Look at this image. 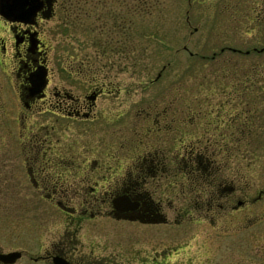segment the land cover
Instances as JSON below:
<instances>
[{
  "label": "rangeland",
  "instance_id": "1",
  "mask_svg": "<svg viewBox=\"0 0 264 264\" xmlns=\"http://www.w3.org/2000/svg\"><path fill=\"white\" fill-rule=\"evenodd\" d=\"M190 1L153 0L139 10L137 33L115 56L103 57L92 37L97 26L112 30L113 16L127 13L116 4L71 0L44 22L51 88L79 98L103 90L91 117L79 119L49 103L25 107L2 49L5 41L10 52V36L0 15V154L8 159L0 167V255L22 252L15 264H50L35 260L67 246L82 264L154 258H168L166 264H264V54L174 58L173 51L184 53L185 46L217 50L214 44L227 36L226 28L213 29V38L191 32L205 21L209 29L218 12ZM219 20L229 23L225 13ZM249 38L251 49L264 46L257 35ZM185 121L183 136L178 125ZM194 150L209 158L216 153L213 183L204 167L192 173L187 159ZM99 152L107 168L98 186L82 174ZM154 152L163 153L169 167L144 191L162 203L169 224L111 215L116 181L123 184L131 165ZM178 159L187 164L176 165ZM110 163L121 169L110 170Z\"/></svg>",
  "mask_w": 264,
  "mask_h": 264
},
{
  "label": "flooded vegetation",
  "instance_id": "2",
  "mask_svg": "<svg viewBox=\"0 0 264 264\" xmlns=\"http://www.w3.org/2000/svg\"><path fill=\"white\" fill-rule=\"evenodd\" d=\"M28 1V0H27ZM71 0H29L28 3H25L26 9L34 10L37 7H40L36 16L29 17L25 15V20L22 21H8L4 19L6 25H8V33L10 36V52L7 47V42L3 41L2 49L6 57H8L7 63L13 65V76L14 79L18 82L19 89V98L23 101L27 109H32V107L41 105L50 104L52 108H57L60 112H67V118L79 119V118H89L93 108L95 107L96 99L99 93L103 92L101 89H94L90 94V90L87 91V94H84L83 97H76L71 92L66 89H60L57 86L51 88V69L49 67V50L48 46L42 39L41 28L44 25V22L54 19L59 11H65L69 8ZM97 2V3H96ZM106 5H118L122 9H126L127 13L121 16L114 15L112 19L113 25L111 26L112 30H105L103 26H97L99 28L98 34L92 37L94 45L96 46L98 52L102 54L103 57L106 54L110 56H115L116 53H123L127 50L128 42H131V39L134 38V35L137 33V19L139 10H143L144 7L149 9V6H153V0H84V5H92L97 7L100 3ZM201 3V5L216 7L217 16L213 17V25L211 27L203 28L194 27L193 33H202V37L208 36L211 38L213 34V29H227V36L219 37L221 38L216 44L217 50L209 49L206 46V50L201 49V51H191L187 46L184 47V53L179 52V49L173 51V57H188V58H203V59H217L221 57H249L251 54H256L257 56L264 54V46L258 48H250L249 41L250 36L257 35L256 40L264 41V0H191L190 3ZM212 2V4L210 3ZM102 3V4H103ZM39 5V6H37ZM87 5V6H88ZM22 8V3H21ZM111 11V10H110ZM120 12V10L118 11ZM88 13V12H87ZM225 13L229 18L228 25L223 26V23H220L219 17L223 16ZM89 14V13H88ZM190 20H188L189 22ZM187 22V23H188ZM190 23V22H189ZM189 25V24H188ZM106 26V25H105ZM250 26H253L252 31ZM88 29V26L85 25V31ZM89 30V29H88ZM154 34V33H153ZM152 34V35H153ZM104 35L107 39L103 40ZM117 38V41L115 39ZM153 37V36H152ZM95 38H97L95 40ZM89 39V37L87 38ZM124 43H123V40ZM215 39V38H214ZM207 41V39H205ZM204 41V42H205ZM212 41V40H210ZM211 50V51H210ZM213 50V51H212ZM9 53H11L9 55ZM45 66L48 70L47 75V85L44 88L43 92L33 95L31 83V76L43 70ZM90 97H95L94 100ZM160 117H157L158 121ZM186 121L178 129L181 135H186L184 126ZM244 133L248 132L249 126H246V121H244ZM157 130L161 132L162 127H157ZM50 150V149H49ZM49 150L45 151L46 153ZM1 151V150H0ZM50 151H61L51 149ZM202 154L201 152L194 150L189 159L188 166L193 167L192 173L198 174L202 172L201 168H205L212 176L210 179V184L214 182L217 177V173L211 170L212 162L215 160L216 153H210L209 157ZM165 155L160 152L148 153L143 156L141 159H138L134 165H131V170L129 171L128 178L123 181L117 180L115 183V190L112 195V213L111 215L115 216L118 219H124L131 222H139L142 224H169L167 215L164 214L161 210L163 209L162 203L155 200L152 194L144 191V186H146L150 180L164 179L166 177L165 172L166 168L169 167L168 162L166 161ZM0 154V167H3L8 163L7 153L5 155ZM187 160L178 159L176 165L183 166L184 163L187 164ZM88 165H85L86 172L82 174L86 181L89 182L92 178L95 181V184L99 186L101 181L105 180V171L106 163L104 154L99 152L98 157L92 161H87ZM86 164V162H85ZM173 164L175 162L173 161ZM110 170H120V163L108 165ZM182 175V170L177 171ZM7 170L4 172L3 181L7 182L8 180ZM6 180V181H5ZM94 188V187H93ZM126 196L129 198L131 210L127 211H118L114 208L113 201L120 197ZM50 199H54L53 195H49ZM196 199V198H191ZM63 201L62 198L58 199ZM57 200V202H59ZM211 202H214V197L211 196ZM245 205L246 202H241L238 204ZM137 205L136 207L133 205ZM212 206V205H210ZM210 208V207H209ZM211 209V208H210ZM182 220L178 219L176 225H179ZM175 224V223H174ZM62 258L66 260L69 264H82L78 260L72 257V254H69V248L63 246L62 250H55L53 253H50L47 256H43L35 262L43 261L50 264H55V258ZM166 257V256H164ZM168 259V258H164ZM154 258L152 260L145 261V264H166L168 260ZM178 264V263H177Z\"/></svg>",
  "mask_w": 264,
  "mask_h": 264
},
{
  "label": "water",
  "instance_id": "3",
  "mask_svg": "<svg viewBox=\"0 0 264 264\" xmlns=\"http://www.w3.org/2000/svg\"><path fill=\"white\" fill-rule=\"evenodd\" d=\"M29 1V0H28ZM27 0H0V15L4 17V19L8 21H24L25 15H28L30 18L36 16L40 7H37L34 10L26 9L25 3ZM22 3V8H21ZM39 6V5H37ZM43 70H39L36 74H33L30 78L32 83V91L33 95L39 94L43 92L44 88L47 85V75L48 70L45 66L42 68ZM90 99L94 100L95 97H90ZM114 208L118 211H127L131 210V203L128 197L120 196L113 201ZM133 205V204H132ZM137 206V205H133ZM22 258V252H11L7 254H1L0 260L5 264H15L19 259ZM55 264H69L66 260L62 258L56 257L54 260Z\"/></svg>",
  "mask_w": 264,
  "mask_h": 264
}]
</instances>
